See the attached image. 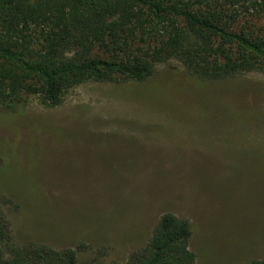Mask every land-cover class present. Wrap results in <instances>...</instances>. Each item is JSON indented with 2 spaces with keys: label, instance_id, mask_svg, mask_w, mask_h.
Here are the masks:
<instances>
[{
  "label": "rangeland",
  "instance_id": "1",
  "mask_svg": "<svg viewBox=\"0 0 264 264\" xmlns=\"http://www.w3.org/2000/svg\"><path fill=\"white\" fill-rule=\"evenodd\" d=\"M246 18L264 34V13ZM156 73L175 98L88 81L58 107L30 95L0 115V157L9 153L24 171L0 174V188L22 194L1 200L17 245L122 263L171 212L194 226L196 264L264 260V73L198 91L172 82L189 76L178 59Z\"/></svg>",
  "mask_w": 264,
  "mask_h": 264
},
{
  "label": "trees",
  "instance_id": "2",
  "mask_svg": "<svg viewBox=\"0 0 264 264\" xmlns=\"http://www.w3.org/2000/svg\"><path fill=\"white\" fill-rule=\"evenodd\" d=\"M262 13L264 0H0V115L9 116L30 95L58 107L67 91L88 81L137 83L175 98L171 82L156 73L172 59L189 73L172 82L181 79L182 88L197 91L264 73V34L244 23ZM7 167L24 173L4 153L0 174ZM21 195L0 188V264H81L74 248L15 243L1 200ZM193 237L189 219L166 212L144 246L109 264H196Z\"/></svg>",
  "mask_w": 264,
  "mask_h": 264
}]
</instances>
